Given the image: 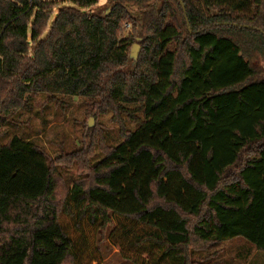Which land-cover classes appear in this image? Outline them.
Segmentation results:
<instances>
[{"label": "trees", "instance_id": "1", "mask_svg": "<svg viewBox=\"0 0 264 264\" xmlns=\"http://www.w3.org/2000/svg\"><path fill=\"white\" fill-rule=\"evenodd\" d=\"M99 1L0 0V128L37 93L139 124L67 190L40 147L0 143V264H106L112 225L133 264H197L236 238L264 251V0Z\"/></svg>", "mask_w": 264, "mask_h": 264}, {"label": "rangeland", "instance_id": "2", "mask_svg": "<svg viewBox=\"0 0 264 264\" xmlns=\"http://www.w3.org/2000/svg\"><path fill=\"white\" fill-rule=\"evenodd\" d=\"M60 1V0H59ZM66 5H70L67 3ZM108 0H100L92 12L107 14L111 11ZM133 18L140 13V8L127 5ZM132 23V22H130ZM126 24L122 36L128 38L130 55L141 54L143 44L135 38L136 30L132 24ZM135 47V48H134ZM176 43L171 48L174 49ZM140 50V51H139ZM264 66V59L254 61ZM131 57V68L134 66ZM28 106V107H27ZM18 109L0 128V143L7 144L18 136L40 147L55 168L60 185L69 189L76 180L84 178L79 162L87 160L96 165L105 157L103 146H115L123 141L121 130L126 127L135 130L139 127L136 120L126 114L112 111L94 116L91 100L83 96H50L45 93L31 94L30 103ZM134 109L136 104H126ZM144 119L143 114H137ZM119 118L122 119L123 125ZM92 122V126H89ZM108 228L104 238L99 237V247L106 264H133L121 255L119 249L108 241ZM102 239V240H101ZM192 259L197 264H264V251L244 238L224 241L204 250H194Z\"/></svg>", "mask_w": 264, "mask_h": 264}, {"label": "water", "instance_id": "3", "mask_svg": "<svg viewBox=\"0 0 264 264\" xmlns=\"http://www.w3.org/2000/svg\"><path fill=\"white\" fill-rule=\"evenodd\" d=\"M182 5H183V3H182ZM245 27L248 28V27H250V26H245ZM134 48H135V47H134ZM139 51H140V50H139ZM138 55H139V52L137 51L136 54L132 55L131 57H132L133 59L137 60ZM90 124H92V122H90Z\"/></svg>", "mask_w": 264, "mask_h": 264}]
</instances>
